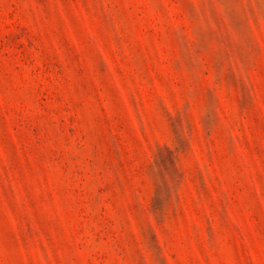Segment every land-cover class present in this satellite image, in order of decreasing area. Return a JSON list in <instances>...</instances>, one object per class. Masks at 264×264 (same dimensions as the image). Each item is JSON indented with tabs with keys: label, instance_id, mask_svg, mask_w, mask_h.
Wrapping results in <instances>:
<instances>
[{
	"label": "rangeland",
	"instance_id": "1",
	"mask_svg": "<svg viewBox=\"0 0 264 264\" xmlns=\"http://www.w3.org/2000/svg\"><path fill=\"white\" fill-rule=\"evenodd\" d=\"M0 264H264V0H0Z\"/></svg>",
	"mask_w": 264,
	"mask_h": 264
}]
</instances>
